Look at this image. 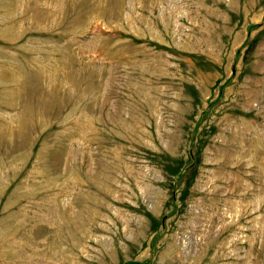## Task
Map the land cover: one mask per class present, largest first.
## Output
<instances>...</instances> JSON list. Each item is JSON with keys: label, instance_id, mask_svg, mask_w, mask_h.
<instances>
[{"label": "rangeland", "instance_id": "obj_1", "mask_svg": "<svg viewBox=\"0 0 264 264\" xmlns=\"http://www.w3.org/2000/svg\"><path fill=\"white\" fill-rule=\"evenodd\" d=\"M264 264V0H0V264Z\"/></svg>", "mask_w": 264, "mask_h": 264}, {"label": "trees", "instance_id": "obj_2", "mask_svg": "<svg viewBox=\"0 0 264 264\" xmlns=\"http://www.w3.org/2000/svg\"><path fill=\"white\" fill-rule=\"evenodd\" d=\"M130 264H134V263H130Z\"/></svg>", "mask_w": 264, "mask_h": 264}]
</instances>
